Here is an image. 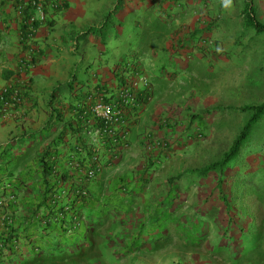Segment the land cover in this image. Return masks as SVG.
Returning <instances> with one entry per match:
<instances>
[{
	"label": "trees",
	"instance_id": "obj_1",
	"mask_svg": "<svg viewBox=\"0 0 264 264\" xmlns=\"http://www.w3.org/2000/svg\"><path fill=\"white\" fill-rule=\"evenodd\" d=\"M138 1L151 8L158 6L156 18L144 30L147 36L142 35L140 52L150 57L156 53L159 63L165 64L163 68L173 65L174 57L180 58L184 52V69L173 65L168 76L183 71L204 78L203 67L190 66L189 58L208 51L214 56L217 44H211L207 34L227 30V21L208 15L204 21L197 19L195 31L175 29L168 11L176 2L181 6L179 2L186 0ZM199 1L202 9L208 7L209 0ZM123 3L112 0L107 15H115ZM42 5L45 21L68 9L62 0H47ZM14 7L20 14L19 33L24 38L23 23L35 15V0H14ZM107 15L73 40L92 35L105 45ZM239 17L236 44L241 45L249 35L248 41L261 38L264 42V22L258 18L255 0H241ZM42 23L35 21L32 26L37 29ZM151 39L154 43L146 50L143 43ZM259 51L254 76H264V47ZM121 64L117 67L122 77H116L115 90H104L98 84L84 91L82 85H76L74 75L56 85L47 100L43 125L38 130L19 128L0 145V264H110L116 258L132 260L140 253L154 255L167 250L173 251L177 260L172 264H183L187 258L208 264H264V101L207 108L189 115L187 128L196 123V129L190 131L188 140L202 137L205 115L217 113L235 117L237 122L227 147L209 155L199 167L160 171L164 169L161 163L170 158L171 143L146 132L139 141L143 151L152 141L168 142L166 149L148 151L140 169L113 176L102 169L97 173L93 159L97 157L102 167L112 166L123 144L102 133L103 123L89 112L90 105L97 101L115 105L119 101L116 91L139 73L150 86L134 97L133 114L150 99L151 85L163 84L161 68L149 82L134 57H125ZM56 91L61 92L59 101ZM24 92L27 97L28 91ZM63 106L68 117L61 112ZM177 124L168 119L160 122L166 129ZM95 130H100L99 149L89 140L88 133ZM88 170L93 171L92 177H87ZM25 253L29 254L26 259Z\"/></svg>",
	"mask_w": 264,
	"mask_h": 264
},
{
	"label": "rangeland",
	"instance_id": "obj_2",
	"mask_svg": "<svg viewBox=\"0 0 264 264\" xmlns=\"http://www.w3.org/2000/svg\"><path fill=\"white\" fill-rule=\"evenodd\" d=\"M66 1L70 3L68 15L74 19L77 27L79 22V27L82 26L83 28L96 26L100 23L104 13L108 14L112 2V0ZM122 1L124 2L123 8L118 9L115 15H107L106 17L108 24L106 42H108L109 49L116 51L117 58L123 54L134 56L142 50V35L147 36L144 30L157 16L153 7L151 8V6L138 0ZM159 1L161 2V0ZM171 1L168 2V5H171ZM179 4L181 6L176 2L168 13H172V15L179 13L180 7H183L184 3L179 2ZM255 5L258 10V18L264 22V0H255ZM207 6L209 8H206V11L209 9L211 15L220 16L221 21H227L228 24L227 30L220 29L207 34L211 44H217L215 51H213L214 56L208 50V53L198 52L196 54L198 58L189 63L190 66L203 67L209 77L206 75L204 78H200L196 72L186 73L183 71H178L179 74L175 77L168 76L173 65H177L179 69H184L183 62L186 59L184 52H182L181 59L174 57L173 65H167L165 68H163L165 64L159 63L158 60H155L154 63L151 58H146L145 61L140 62L142 71L148 77L149 82H151L150 79L155 78V71L159 72V68H161L160 72L164 70L161 74L159 73L163 84L151 85L153 94L150 100L142 104L139 109L140 118L134 121L135 123L131 125L132 128L129 127V147L119 150V157L114 165L104 166L102 173H110L113 176L132 168L140 169L148 151L147 149L143 151L139 141H141V135L143 136L146 132L153 133L155 139L166 140L171 143L170 158L168 162L161 163V166H164L161 168L164 169L160 171L167 168L175 171L174 169L181 170L183 167H199L207 162L209 155L220 152L227 147L236 132L237 122L235 117H224L217 113L212 116L205 115V126L201 127L202 137L199 139L192 137L188 140L187 136L190 135V131L196 129V123L189 124L190 128H187L189 115L207 108L238 107L244 104H260L264 101V76L252 75L256 74L254 64L258 61L259 48L264 47V42L261 38L248 41L247 39L251 38L249 35L242 41L241 45L236 44L238 32L241 29L239 17L241 0H209ZM68 15L63 16L67 17ZM181 25L182 30H192L191 24H188L189 26ZM195 27L198 29L196 24ZM76 31L74 34L80 33L81 30L76 29ZM150 41L143 43L146 50H149L154 43L152 40L149 45ZM97 43V39L92 35L88 39L82 38L78 41L75 54L72 55V59L77 62L73 68L76 85H82L83 88L91 85L90 74L85 73L84 69L91 62L89 53L92 52L91 49ZM136 112L131 115V120H134ZM163 119L175 120L179 124L174 125L173 129H166L160 125ZM23 123L26 121L23 120ZM48 130L46 129L44 133ZM93 137L90 135L89 140L96 146L95 148L99 149L97 139L93 140ZM207 183V186L212 187L211 181H207ZM171 252L173 251L167 250V252H159L154 255L146 252L138 254L132 260L116 258L109 262L110 264H172L171 261L175 263L177 260L173 259ZM196 259L187 258L183 264H208Z\"/></svg>",
	"mask_w": 264,
	"mask_h": 264
},
{
	"label": "crops",
	"instance_id": "obj_3",
	"mask_svg": "<svg viewBox=\"0 0 264 264\" xmlns=\"http://www.w3.org/2000/svg\"><path fill=\"white\" fill-rule=\"evenodd\" d=\"M62 1L68 5V9L64 12L60 11L56 14H51L50 18L37 28L33 41L36 48L32 54L34 62L26 71V77L24 78L28 85V101L21 111L13 112L11 116L0 124V145L5 143L11 132L17 131L19 128L38 130L46 120V104L52 90L56 85L66 83L74 75L73 68H75L77 62L72 59V55L75 54L78 41H74L73 37L76 35L74 34L77 32L76 29L81 30L80 33H82L85 28L79 27V22L78 27L76 26L74 19L68 15L70 3L66 0ZM156 2L160 1L156 0ZM154 5V9H157V4ZM202 8V3L199 0H186L180 12L173 14L172 26L175 29H182L181 24H191V31H195V28H197L195 27L196 18L203 20L205 18L209 19L208 15L212 16L209 9L207 12L206 8ZM65 14L68 16L64 17L63 15ZM82 14L84 13L82 12ZM60 19L64 20L61 21ZM19 28L20 16L15 10L14 0H0V90L9 85V81L21 65L20 59L24 54V47L20 42ZM107 43L105 45L97 43L91 49L92 52L89 53L91 62L85 66L84 71L90 74L91 85L84 88V91H91L98 84L103 86L104 90H115L117 85L115 82L116 77H122V71L117 66L124 61L125 57L130 55L123 54L117 58L116 51L109 49ZM164 47L168 48V43H165ZM167 54L169 55V53ZM196 54L190 57L189 61L197 59L198 55ZM132 57L139 63L145 61L146 58L153 59L154 63L157 60L156 53H151L150 57L149 54H143L140 51L138 54L130 56V58ZM58 93L61 92L56 91L55 97L59 101L60 95ZM62 111L65 117H68L65 106L61 108ZM139 113L138 109L132 124L140 118ZM23 120L26 123H23Z\"/></svg>",
	"mask_w": 264,
	"mask_h": 264
},
{
	"label": "built area",
	"instance_id": "obj_4",
	"mask_svg": "<svg viewBox=\"0 0 264 264\" xmlns=\"http://www.w3.org/2000/svg\"><path fill=\"white\" fill-rule=\"evenodd\" d=\"M47 0H35L36 13L26 19L23 23L24 38H21V33L19 34L21 45L24 47V54L21 58V67L19 66L9 81V85L0 90V124L6 120L15 111H21L23 107L27 104V97H25V90L28 89L27 83L24 81L26 77V71L33 65L32 54L35 51V46L33 44L35 34L37 29L32 26L35 21L44 22L46 16L43 13V3ZM17 14L20 16L19 11ZM205 46V44H201ZM149 85L147 81L139 75V73H134L132 77L125 80L124 85L116 91V97L118 98V103L114 104H104L100 101L94 102L89 107V112L101 120L103 123L102 133L110 138L112 141L117 142L120 140L123 144L121 149L128 148V129L129 120L131 119L133 100L134 97L143 89L148 88ZM88 135H93V140H96L100 135V130H95ZM166 141L158 143L157 141H152L147 144V151L156 148V150H165L167 147ZM114 158L113 160H115ZM96 164L97 173L102 169V165L97 160V157L93 159ZM72 166V163L69 164ZM87 177L93 176V171L88 170L86 172Z\"/></svg>",
	"mask_w": 264,
	"mask_h": 264
},
{
	"label": "clouds",
	"instance_id": "obj_5",
	"mask_svg": "<svg viewBox=\"0 0 264 264\" xmlns=\"http://www.w3.org/2000/svg\"><path fill=\"white\" fill-rule=\"evenodd\" d=\"M130 120H131V119H130ZM4 121H5V120H4ZM4 121H3V122H4ZM3 122H2V123H3ZM2 123H1V124H2ZM129 127H130V126H129ZM128 130H129V129H128ZM128 133H129V131H128ZM89 136H90V135H89ZM128 137H129V134H128ZM128 147H129V145H128ZM96 149H98V148H96ZM119 150H123V149H121V147H120L117 151H119ZM117 158H118V157H117ZM117 158L114 160V163H115V161L117 160ZM114 163H113V164H114ZM103 169H104V166L102 167V170H103ZM27 255H29V254H26V253L24 254L25 259L27 258Z\"/></svg>",
	"mask_w": 264,
	"mask_h": 264
}]
</instances>
